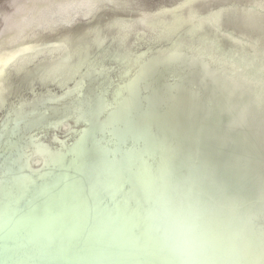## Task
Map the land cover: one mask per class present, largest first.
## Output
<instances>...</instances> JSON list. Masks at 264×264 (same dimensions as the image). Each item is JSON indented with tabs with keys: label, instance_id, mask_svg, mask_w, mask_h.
<instances>
[{
	"label": "water",
	"instance_id": "obj_1",
	"mask_svg": "<svg viewBox=\"0 0 264 264\" xmlns=\"http://www.w3.org/2000/svg\"><path fill=\"white\" fill-rule=\"evenodd\" d=\"M160 67L107 118L66 115L63 156L0 199V264H264V79Z\"/></svg>",
	"mask_w": 264,
	"mask_h": 264
},
{
	"label": "rangeland",
	"instance_id": "obj_2",
	"mask_svg": "<svg viewBox=\"0 0 264 264\" xmlns=\"http://www.w3.org/2000/svg\"><path fill=\"white\" fill-rule=\"evenodd\" d=\"M253 2L0 0V199H22L23 186L9 179L24 177L30 156H63L50 150L71 132L68 123L79 128L66 115L103 104L107 118L126 107L139 78L177 57L200 56L212 68L233 62L264 79V42L254 38L247 52L233 36L257 22L240 8ZM24 124L32 139L21 136Z\"/></svg>",
	"mask_w": 264,
	"mask_h": 264
},
{
	"label": "bare ground",
	"instance_id": "obj_3",
	"mask_svg": "<svg viewBox=\"0 0 264 264\" xmlns=\"http://www.w3.org/2000/svg\"><path fill=\"white\" fill-rule=\"evenodd\" d=\"M250 5H252L254 8L248 9V5L240 8L248 12L249 14L246 15L253 17L257 22L253 24V26L249 25L251 27L248 31L242 30L239 35L240 37L233 34L235 38L240 40L247 52L254 51L255 47L252 43L255 42L254 38H257L259 34L264 33V0H254V2ZM202 69L205 70V66H202Z\"/></svg>",
	"mask_w": 264,
	"mask_h": 264
},
{
	"label": "flooded vegetation",
	"instance_id": "obj_4",
	"mask_svg": "<svg viewBox=\"0 0 264 264\" xmlns=\"http://www.w3.org/2000/svg\"><path fill=\"white\" fill-rule=\"evenodd\" d=\"M3 104H5L4 102H3ZM25 126H24V129H26V132H22L21 131V136H26L27 138H31L32 139V137H33V134H30V133H28V131L29 130H31L32 129V127H28L26 124H24ZM28 140V139H27ZM58 147H59V150H61V149H63V148H61V146H59L58 145ZM34 157L33 158H35V156L36 155H33ZM37 157V156H36ZM40 157V156H39ZM39 157H37V158H39ZM32 158V156H30L28 159H27V165H26V170H25V173H26V179H27V181H28V178H29V176H30V174L28 173V169L31 167H33V165H34V163H33V161H34V159ZM24 173V170H23V172L22 173H20V175H22ZM16 174V173H15ZM21 179L20 180H17V174L14 176V177H12L11 179H9L10 181H9V184L12 186L13 185V188H14V186L17 184V181H18V183H20L21 185H23V183H25V181H24V179H23V176H21L20 177ZM23 179V180H22ZM13 195H11V198L10 199H13L14 197H12Z\"/></svg>",
	"mask_w": 264,
	"mask_h": 264
}]
</instances>
